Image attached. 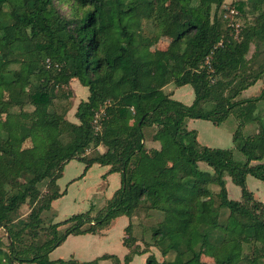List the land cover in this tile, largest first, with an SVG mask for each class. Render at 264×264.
Here are the masks:
<instances>
[{
	"label": "trees",
	"instance_id": "obj_1",
	"mask_svg": "<svg viewBox=\"0 0 264 264\" xmlns=\"http://www.w3.org/2000/svg\"><path fill=\"white\" fill-rule=\"evenodd\" d=\"M55 1L0 0V165L7 168L0 228L8 240L0 264H97L115 255L49 253L69 235L101 234L121 216L129 220L122 244L131 247L133 218L153 211L162 218L148 228L150 244L171 257L149 253L143 264H262L264 201L246 180L264 183V131L243 129L255 122L264 129L263 0L226 7L225 0H64L67 14ZM230 7L236 23L247 7L251 20L230 25ZM161 38L167 46L152 50ZM251 44L256 51L246 57ZM74 78L88 88L77 121L66 117ZM259 80L260 92L246 96ZM170 82L190 85L191 102L165 92ZM34 110L38 116L28 117ZM230 114L242 157L200 144L187 126L190 119L219 125ZM72 159L84 163L83 173L94 164L105 167L103 176L118 173L120 185L94 215L89 208L52 222V202L65 193L57 181ZM225 176L239 198L228 195ZM207 246L212 261L202 259Z\"/></svg>",
	"mask_w": 264,
	"mask_h": 264
},
{
	"label": "rangeland",
	"instance_id": "obj_2",
	"mask_svg": "<svg viewBox=\"0 0 264 264\" xmlns=\"http://www.w3.org/2000/svg\"><path fill=\"white\" fill-rule=\"evenodd\" d=\"M233 1L234 0H225L224 6L226 7L233 5ZM55 5L62 14L68 13L69 5L64 0H56ZM260 6L262 9H264V0ZM248 9L249 7H247L246 9L247 14L243 15L242 18L238 17L237 22L239 24V27L240 25H242V22L244 20L248 21L252 18V13H248ZM168 43V38H161L157 43L152 44L151 48L152 50L165 48ZM255 51L256 48L254 44H251L246 54V57L253 56ZM259 51H264V43L260 44ZM262 86L263 82L262 80H259L256 84L248 88L244 92V94L246 96L257 95L260 92ZM69 87L71 90V95L68 98L69 109L66 113V117L71 121H77L76 117L74 116V112L79 101L87 97L88 88L80 84L75 78L70 80ZM164 91L167 93H171L172 97L175 96L177 99H180L184 103H189L193 99V90L190 85H184L183 87L178 88L174 83L170 82L164 87ZM259 106L264 109V100H261L259 102ZM27 116L30 118H36L38 116V112L37 110H34L33 112L28 113ZM3 121L4 118L0 116V126L3 125ZM192 125L198 130V136L202 142H206L212 144V146L217 147H232L234 149V154L238 157H242L240 152L234 147V144L230 140L227 141L228 138H230L227 133H232L237 126V121L232 114L228 115L221 122V128L218 129L215 128L212 123L207 120H196V122ZM243 131L245 134H248L254 131L261 132L264 131V129L261 124L257 125V122H255L248 124L243 129ZM216 139H218V141H215ZM24 144L30 145V142L27 140ZM147 144L149 146L152 145V143L150 142H148ZM258 162H264V156ZM83 166L84 163L76 159H72L65 164L63 174L57 182L60 188H66V191L52 204L55 208L54 210H56L55 216L50 219L52 222L60 221L74 213L83 212L89 208L93 210L92 215H94L97 210L101 209L105 205L106 200L114 192L110 190H112V188H114L115 186L116 188L119 187L118 185H120V183H118L119 181L117 180L120 176L118 175L117 179L114 178V176H111V178L106 179L103 174H100L101 168L99 165H94L91 169L86 171V173H84L85 176L81 178V176L83 175ZM199 167L202 170L212 172V169L203 161L199 162ZM6 169L7 168L5 165H0V170L2 172H6ZM225 179L228 189V195L231 198H239V187L234 185L228 176H225ZM12 181L14 183H17L20 180L17 178H13ZM246 182L248 188L253 191L255 197L264 201V183L249 175L247 176ZM44 188V184L40 186L41 190H43ZM211 188L213 191L217 190V186L215 185H212ZM28 212V205L23 204L20 208V213L22 217H26ZM48 216L49 214H46V217ZM161 218L162 212L159 211H153L151 213V216L147 218H133L131 230L132 234L137 237L138 240L131 247L125 246V252H123L124 250H121V245H123L122 242L121 244L119 242L120 240L122 241V238L124 236V227L127 225L128 222H126L125 224V221H119L117 222V225L113 229H111V231L108 232L106 238H98L97 236H93V238L91 239L86 238L87 236H69L62 244L57 246L49 253V258L55 259L60 257L68 259L71 254L74 253V255L80 260H89L93 259L97 255L99 256V254L102 255L103 253L107 252H111L108 254L115 255L114 258L110 257L102 259L97 264H143L144 262L142 261V259L136 256L138 254L140 255L144 253H153L159 260H162L164 258H170L171 254H168L164 257L159 253L156 247L150 244L151 238L150 231L148 230V228L151 225H154ZM7 244L8 240L5 231L0 228V249L6 250ZM207 247L208 249L206 248V250H204L203 252L202 259L212 261L210 246ZM261 262L262 264H264V260H262Z\"/></svg>",
	"mask_w": 264,
	"mask_h": 264
},
{
	"label": "crops",
	"instance_id": "obj_3",
	"mask_svg": "<svg viewBox=\"0 0 264 264\" xmlns=\"http://www.w3.org/2000/svg\"><path fill=\"white\" fill-rule=\"evenodd\" d=\"M183 87V86H182ZM179 88V87H178ZM246 91V90H245ZM174 96V95H173ZM174 98L175 99H177L175 96H174ZM178 100H180V99H178ZM196 120H200V119H190L188 122H187V126H188V128L189 129H193V130H195V132H196V138H197V140H198V142L200 143V144H206V145H210V146H212V144H209V143H206V142H202L200 139H199V136H198V134H199V132H198V130L195 128V127H193V125L192 124H194L195 122H196ZM194 122V123H193ZM213 125V124H212ZM215 128H221V123L219 124V125H213ZM228 134V136L230 137V138H228V140L227 141H231V132H228L227 133ZM215 141H218V139H216ZM94 165H97V164H94ZM94 165H92L89 169H91ZM100 174L102 175L104 172H105V167L104 166H100ZM88 169V170H89ZM88 170H86V171H88ZM86 171L84 172V173H86ZM83 173V175L81 176V178H83L84 176H85V174ZM118 173H111V174H107L105 177H106V179H108V178H111V176H114V178H118ZM117 176V177H116ZM59 180V179H58ZM117 181H119L118 183H120V177H119V179L117 180ZM119 186V185H118ZM115 188H116V186L114 187V188H112V190H110V191H114L115 190ZM61 189V188H60ZM61 190H64V189H61ZM65 191H66V188H65ZM58 199V198H57ZM56 200V199H55ZM54 200V201H55ZM53 201V202H54ZM53 202H52V204H53ZM53 206V205H52ZM53 208H54V206H53ZM55 209V208H54ZM56 211V210H55ZM57 217V216H56ZM127 220V221H126ZM119 221H121V222H123V221H125V224H126V222H128L129 220H128V218L127 217H125V216H121V217H118V218H116L114 221H113V223H112V225L108 228V229H106V230H104V231H102V233L101 234H80V235H75V236H87L86 238H93V236H97L98 238H106L107 237V234H108V232L109 231H111V229H113L116 225H117V222H119ZM123 227H124V225H123ZM69 236H72V235H69ZM68 236V237H69ZM67 237V238H68ZM66 238V239H67ZM65 239V240H66ZM64 240V241H65ZM63 241V242H64ZM62 242V243H63ZM121 240H120V244H121ZM61 243V244H62ZM117 244V243H116ZM122 247H121V250H124V248H125V250H126V247L125 246H123V245H121ZM113 249V248H112ZM125 250L123 251V252H125ZM107 253H111V252H107ZM100 255V254H99ZM98 256V255H97ZM147 256V254L146 253H144V254H138L136 257H140V259H142V261L144 262L145 261V257ZM70 257H73V258H76V259H78L75 255H74V253H72L71 254V256ZM69 257V258H70ZM60 258V257H59ZM56 259V258H55ZM64 259V258H63ZM78 260H80V259H78ZM89 260H91V259H89Z\"/></svg>",
	"mask_w": 264,
	"mask_h": 264
},
{
	"label": "built area",
	"instance_id": "obj_4",
	"mask_svg": "<svg viewBox=\"0 0 264 264\" xmlns=\"http://www.w3.org/2000/svg\"><path fill=\"white\" fill-rule=\"evenodd\" d=\"M228 12L230 13L231 17H230V25H235L238 26V23L235 22L236 18L234 17L235 14H237V10L234 7H230L228 8ZM99 114L96 113L95 115V119H94V124H95V128L98 129L99 128Z\"/></svg>",
	"mask_w": 264,
	"mask_h": 264
}]
</instances>
